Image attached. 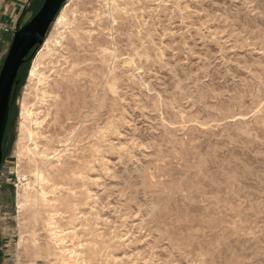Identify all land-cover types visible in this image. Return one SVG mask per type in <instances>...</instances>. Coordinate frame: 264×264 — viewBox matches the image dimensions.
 Segmentation results:
<instances>
[{"label":"rangeland","instance_id":"rangeland-1","mask_svg":"<svg viewBox=\"0 0 264 264\" xmlns=\"http://www.w3.org/2000/svg\"><path fill=\"white\" fill-rule=\"evenodd\" d=\"M61 8L3 137L0 264H264V0Z\"/></svg>","mask_w":264,"mask_h":264},{"label":"water","instance_id":"water-1","mask_svg":"<svg viewBox=\"0 0 264 264\" xmlns=\"http://www.w3.org/2000/svg\"><path fill=\"white\" fill-rule=\"evenodd\" d=\"M66 1L44 0L37 13L13 34L0 70V164L3 137L18 88L20 69L24 64L29 63L32 56L30 52L42 45L49 27Z\"/></svg>","mask_w":264,"mask_h":264},{"label":"crops","instance_id":"crops-1","mask_svg":"<svg viewBox=\"0 0 264 264\" xmlns=\"http://www.w3.org/2000/svg\"><path fill=\"white\" fill-rule=\"evenodd\" d=\"M32 1L33 0H0V25L13 21L15 14L29 6ZM2 34L7 38L13 36L11 32H4Z\"/></svg>","mask_w":264,"mask_h":264},{"label":"bare ground","instance_id":"bare-ground-1","mask_svg":"<svg viewBox=\"0 0 264 264\" xmlns=\"http://www.w3.org/2000/svg\"><path fill=\"white\" fill-rule=\"evenodd\" d=\"M68 1V0H67ZM72 2L73 1H71L69 4H67L65 7H64V11L70 6V4H72ZM62 9V8H61ZM61 11V10H60ZM60 13V12H59ZM59 15V14H58ZM57 15V16H58ZM61 15V14H60ZM57 18V17H56ZM63 20V17L62 16H60L59 17V19H58V22L60 23L61 21ZM53 24V23H52ZM47 42V41H46ZM43 50H41V52H42ZM41 52L37 55V58L39 59L40 57H41ZM35 59V61H34V64H33V67H32V69H31V71H30V77H34V76H36L37 74H38V72H39V66H40V64L38 63V59ZM41 67V66H40ZM37 89V88H36ZM24 114H25V119L26 120H29V121H31V119H32V116H33V114H32V112H30L29 110H24ZM24 118V117H23ZM24 120V119H23ZM24 122V121H23ZM22 122V123H23ZM23 125V124H22ZM24 126V125H23ZM22 126V127H23ZM21 128V127H20ZM25 130H26V132L28 133V135H31V132L30 131H28L27 129H26V127H25ZM41 175L42 174H40V172L39 171H37V174H36V178H37V180L38 181H41ZM23 197V196H22ZM20 195H18L17 196V198H18V201H19V203H18V206H23V204H26V199L28 198V196H26V197H24V198H22ZM20 202H22V203H20ZM35 203V202H34ZM58 244V243H57ZM49 256V255H48ZM53 257V256H52Z\"/></svg>","mask_w":264,"mask_h":264},{"label":"trees","instance_id":"trees-1","mask_svg":"<svg viewBox=\"0 0 264 264\" xmlns=\"http://www.w3.org/2000/svg\"><path fill=\"white\" fill-rule=\"evenodd\" d=\"M39 10V9H38ZM37 13V12H36ZM36 13H34L33 14V16L36 14ZM32 16V17H33ZM31 17V18H32ZM54 23V22H53ZM34 51V49L30 52V53H32ZM28 64L29 63H27V64H24L22 67H21V69H20V73H19V75H18V82L20 81V77H21V74H22V71L28 66ZM12 107H13V105H12ZM12 107H11V109H12ZM11 109H10V111H9V114H10V112H11ZM8 119H9V116H8ZM8 123V122H7ZM6 127H7V125H6ZM6 130V129H5Z\"/></svg>","mask_w":264,"mask_h":264},{"label":"built area","instance_id":"built-area-1","mask_svg":"<svg viewBox=\"0 0 264 264\" xmlns=\"http://www.w3.org/2000/svg\"><path fill=\"white\" fill-rule=\"evenodd\" d=\"M2 31H4V32H11L12 33V35L14 34V32H15V30L17 29V27L15 26V27H9V28H5V27H2V28H0Z\"/></svg>","mask_w":264,"mask_h":264}]
</instances>
